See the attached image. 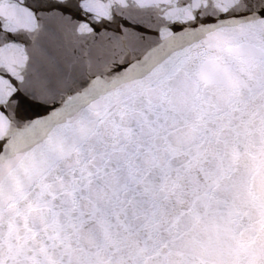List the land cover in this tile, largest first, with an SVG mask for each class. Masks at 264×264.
Masks as SVG:
<instances>
[{"label":"snow or ice","instance_id":"6c2138e0","mask_svg":"<svg viewBox=\"0 0 264 264\" xmlns=\"http://www.w3.org/2000/svg\"><path fill=\"white\" fill-rule=\"evenodd\" d=\"M0 264H264V0H0Z\"/></svg>","mask_w":264,"mask_h":264}]
</instances>
